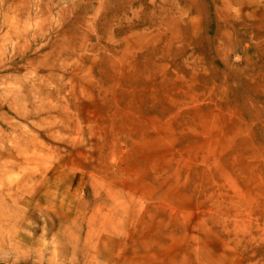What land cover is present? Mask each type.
<instances>
[{
	"label": "rangeland",
	"instance_id": "rangeland-1",
	"mask_svg": "<svg viewBox=\"0 0 264 264\" xmlns=\"http://www.w3.org/2000/svg\"><path fill=\"white\" fill-rule=\"evenodd\" d=\"M51 1L0 19V264H264V0Z\"/></svg>",
	"mask_w": 264,
	"mask_h": 264
},
{
	"label": "bare ground",
	"instance_id": "bare-ground-1",
	"mask_svg": "<svg viewBox=\"0 0 264 264\" xmlns=\"http://www.w3.org/2000/svg\"><path fill=\"white\" fill-rule=\"evenodd\" d=\"M7 0H0V19L5 18H20V17H39V13H43V9H47L49 12L51 11V8L53 7L54 3L51 0H48L44 2L43 4L36 3L33 9V12L35 14L30 16V0H12L13 5L11 3H6ZM5 3L7 6L4 7ZM16 5L20 6V11L16 12L17 7ZM78 0H65L62 2V4L59 6V12L60 15L63 17L69 18L73 14L74 10L76 9V12L78 13ZM22 7V8H21ZM23 9V10H22ZM35 10V11H34ZM74 18H81V16L78 17V15H74ZM25 49H28V47H24ZM31 48V47H30ZM14 49V48H12ZM11 49V50H12ZM20 47L17 46L15 48V51H19ZM23 189V188H22ZM10 191V190H9ZM17 257L21 258L20 255L25 258V252H21L20 254H15ZM29 255V253H27ZM38 255V253H37ZM150 264H167L164 260H155L154 262Z\"/></svg>",
	"mask_w": 264,
	"mask_h": 264
}]
</instances>
